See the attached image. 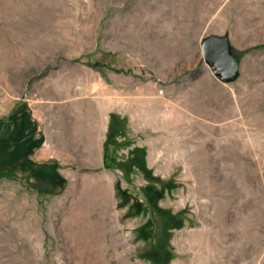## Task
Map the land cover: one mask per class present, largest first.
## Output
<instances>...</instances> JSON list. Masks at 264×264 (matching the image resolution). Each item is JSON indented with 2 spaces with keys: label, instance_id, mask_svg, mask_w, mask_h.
Here are the masks:
<instances>
[{
  "label": "rangeland",
  "instance_id": "obj_1",
  "mask_svg": "<svg viewBox=\"0 0 264 264\" xmlns=\"http://www.w3.org/2000/svg\"><path fill=\"white\" fill-rule=\"evenodd\" d=\"M0 264H264V0H0Z\"/></svg>",
  "mask_w": 264,
  "mask_h": 264
},
{
  "label": "water",
  "instance_id": "obj_2",
  "mask_svg": "<svg viewBox=\"0 0 264 264\" xmlns=\"http://www.w3.org/2000/svg\"><path fill=\"white\" fill-rule=\"evenodd\" d=\"M203 62L221 83L232 81L237 73L235 58L230 54L223 37H209L200 45Z\"/></svg>",
  "mask_w": 264,
  "mask_h": 264
},
{
  "label": "trees",
  "instance_id": "obj_3",
  "mask_svg": "<svg viewBox=\"0 0 264 264\" xmlns=\"http://www.w3.org/2000/svg\"><path fill=\"white\" fill-rule=\"evenodd\" d=\"M23 158V157H22Z\"/></svg>",
  "mask_w": 264,
  "mask_h": 264
}]
</instances>
